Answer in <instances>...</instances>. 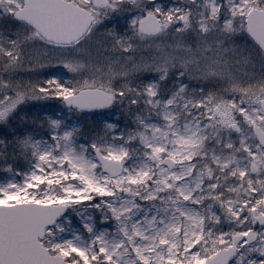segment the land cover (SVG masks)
<instances>
[{
	"label": "snow or ice",
	"instance_id": "6c2138e0",
	"mask_svg": "<svg viewBox=\"0 0 264 264\" xmlns=\"http://www.w3.org/2000/svg\"><path fill=\"white\" fill-rule=\"evenodd\" d=\"M0 264H264V0H0Z\"/></svg>",
	"mask_w": 264,
	"mask_h": 264
}]
</instances>
